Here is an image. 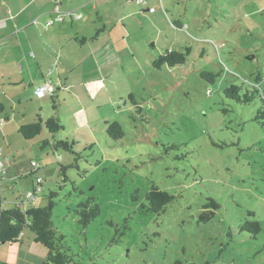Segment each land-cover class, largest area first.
I'll return each mask as SVG.
<instances>
[{
  "label": "rangeland",
  "instance_id": "rangeland-1",
  "mask_svg": "<svg viewBox=\"0 0 264 264\" xmlns=\"http://www.w3.org/2000/svg\"><path fill=\"white\" fill-rule=\"evenodd\" d=\"M29 1L0 0L1 32L12 7ZM31 3L72 12L36 27L45 49L56 53L64 44L65 64H81L70 78L77 86L36 97L35 85L13 79L14 38L0 43V119L8 118L0 126V149L24 170L30 162L40 166L43 193L36 203L44 206L56 193L52 222L73 257L69 264H264V106L257 97L243 102L255 78L264 79V0ZM97 32V44L72 45ZM106 43L104 54L111 55L99 69L92 54ZM185 49L184 64L153 66L166 50ZM18 50L34 63L29 54L38 50L26 44ZM38 116L43 123L58 118L60 131L51 135L43 125L25 140L19 128ZM111 123L120 125L121 139L107 133ZM55 141L71 150L55 148ZM34 182L35 176L2 181L0 210L12 208ZM152 186L175 199L164 212L144 214ZM88 199L101 213L83 229L74 210ZM23 233L22 249L0 245V262L26 264V238L34 235Z\"/></svg>",
  "mask_w": 264,
  "mask_h": 264
},
{
  "label": "trees",
  "instance_id": "trees-1",
  "mask_svg": "<svg viewBox=\"0 0 264 264\" xmlns=\"http://www.w3.org/2000/svg\"><path fill=\"white\" fill-rule=\"evenodd\" d=\"M151 11L152 9L149 10V12ZM97 36L98 34L94 38L96 39ZM84 42H86V40H83L82 43ZM187 55H189V49H185V53H178L173 52L171 50H166L165 54H163L161 57H159L153 62V66L159 69L163 64L167 65L168 67H174L176 65L184 64ZM255 80L256 81L251 89V92L246 91L243 94V102H251L254 97H257L262 106H264V87L260 86V83H263L264 79L261 80L259 77H256ZM234 98L236 100L240 99L237 91L235 93ZM258 114L260 115L263 113ZM256 119H258V117ZM43 125L46 127V129L51 135L57 134L60 131V121L58 118L51 117L45 120V122L43 123L41 118L38 116L37 120L34 121L32 124L20 127L19 134L25 140H31L40 134ZM107 125V133L111 136V138H113L114 140H119L122 138L123 134L118 123H111ZM113 132L117 134L113 135ZM45 144L47 143L43 142V146ZM54 147L61 148L65 151L71 150L70 146H67V144L62 141H57L54 144ZM10 161L13 162L12 160ZM31 163L32 162H30L28 170H24L23 167H21V164L19 163H11V166H8L5 169V174L1 176L0 185L1 182L5 180L11 182L12 180H19L27 178L29 176H35V184H33L32 189L30 191L34 190L37 179L41 180L39 186L42 189L43 180L42 178L38 177V171L40 170V166L36 163L38 167L33 168ZM13 168L15 169V174L14 176L10 177L9 172ZM65 168L66 167L64 166H60L59 168V171L64 178L63 183L67 182V178L65 176ZM42 193L43 190L37 195V197L42 195ZM54 198H56V193L50 192L48 194L47 204L41 206L36 203V200L34 203L27 202V200L23 197L18 202H16L17 205H13L12 208L7 210L1 209L0 245L20 244L22 242L23 232L25 230H29L34 235V242L43 246L47 251L46 256L40 264H69L72 261L73 257L69 256L64 250V237L58 234L52 222ZM174 199V196L168 194L165 191L159 190V188L155 186H152L148 193H146L145 195V204L141 205L142 212L144 214H159L161 212H164L166 207L170 205L174 201ZM134 200H136V198H134ZM24 203H26L25 206H23ZM74 211L79 217L78 223L83 229H86L89 224L93 220H95L101 213L99 206L94 201H91V199L77 204ZM252 226L254 230H256L257 232L259 231L258 223H252ZM243 229L246 230L245 227ZM0 264L6 263L0 262Z\"/></svg>",
  "mask_w": 264,
  "mask_h": 264
},
{
  "label": "crops",
  "instance_id": "crops-1",
  "mask_svg": "<svg viewBox=\"0 0 264 264\" xmlns=\"http://www.w3.org/2000/svg\"><path fill=\"white\" fill-rule=\"evenodd\" d=\"M32 1L33 0H30L26 5L22 7L19 6L14 8L12 7L13 14L8 17V20L11 21L10 25L5 31L3 32L0 31V39H1L0 43L6 42L7 38H14L15 41L14 45L16 47L12 49H15L17 51L15 54L10 53L11 54L10 61L12 65L11 72L13 75V79L16 81L15 84L23 83L25 86L28 83V86L35 85V87L37 88L47 82H50L52 85L55 86L56 90H60V89L68 90L70 87H72L71 85L77 86L75 85L76 83L74 81H71L72 80L71 75L73 71H75L78 67L81 66V64L75 66L76 60H74V62L73 60H70L69 65L65 64L63 52H65L66 48L64 44L58 46L59 49L56 50L57 51L56 53L55 51L52 52L48 49H45L44 47L45 44L41 43L38 39V35L40 34H38L36 27L37 24L39 25L43 24L44 28H46L48 26V23L52 22L53 20L56 21V19L59 22L60 19H62L65 15L70 16L72 12L70 11H67V13L60 12V8L57 7V4L55 5L54 8H50V6L45 3H41L37 5L35 8H30L29 6L30 4H32L31 3ZM5 19H7V16ZM92 24L94 23L92 22ZM73 27H74L73 25L70 26L71 29H73ZM78 32L79 30H77V33ZM70 33L71 32H66L62 34L63 38L66 41L68 40L67 43L71 41ZM19 35H24V38L20 40L18 37ZM101 35L102 34L99 33L97 38L94 40H90L91 38H89L88 40V38H86L87 39L86 42L81 44H77V41H75L74 44L72 45H75V47L78 46V48L80 49V48H84L87 44H92V45L97 44ZM20 44H26L27 47L32 46V48L38 50V53L36 55H33V53L29 54L32 58L36 59L34 63H30L29 59L26 57L27 55L26 52L22 53L23 50L20 51L18 50ZM106 45L107 43L102 47L96 48L98 53L92 54L95 66L99 69L103 68L105 59L111 55L110 51L104 54V49H106ZM3 58L5 57L0 55V61ZM72 66L74 68H72ZM14 67H16L19 73H16ZM66 67H69L70 70H68ZM47 68L49 69V71L47 70ZM34 69L36 71H41L40 76L33 75L32 73L29 74V72ZM83 82L84 80L81 81V83L85 85H90L92 83L91 81L85 83ZM81 83H79L78 85H80ZM55 94L56 91L53 95ZM2 109L3 107L0 108V111ZM7 119L8 118L4 119L5 120L4 123L7 121ZM8 158L13 161V159H11L10 157ZM14 205L17 204L14 203ZM25 205L26 203L23 204V206ZM25 237L26 236L23 233L22 242L19 244V246H21V249L24 244ZM26 239L30 241V244H28L26 247L27 248L26 250L27 255L25 257L26 264H40L41 261L46 256L47 253L46 249L40 244L35 243L34 237L31 238L29 236Z\"/></svg>",
  "mask_w": 264,
  "mask_h": 264
},
{
  "label": "built area",
  "instance_id": "built-area-1",
  "mask_svg": "<svg viewBox=\"0 0 264 264\" xmlns=\"http://www.w3.org/2000/svg\"><path fill=\"white\" fill-rule=\"evenodd\" d=\"M54 91H55V87L50 82H47L43 84L42 86L36 88L34 90V95L38 98H42V97L51 95ZM3 123H4V120L1 119L0 126H2ZM11 163L12 162L10 161V159L0 149V178L1 176L5 174V169L8 166H11ZM31 165L33 168L38 167V165L34 162H32ZM40 183H41V180L37 179L34 190L26 194L24 198L27 200V202H32V203L35 202L37 195L42 191L41 187L39 186Z\"/></svg>",
  "mask_w": 264,
  "mask_h": 264
},
{
  "label": "clouds",
  "instance_id": "clouds-1",
  "mask_svg": "<svg viewBox=\"0 0 264 264\" xmlns=\"http://www.w3.org/2000/svg\"><path fill=\"white\" fill-rule=\"evenodd\" d=\"M54 86V85H53ZM40 87V86H39ZM55 87V86H54ZM38 88V87H37ZM36 89V88H35ZM34 89V90H35ZM55 91H56V89H55ZM55 91L51 94V95H49V96H52L54 93H55ZM46 97V96H45ZM1 120V119H0ZM2 120H4V119H2ZM5 121V120H4Z\"/></svg>",
  "mask_w": 264,
  "mask_h": 264
}]
</instances>
